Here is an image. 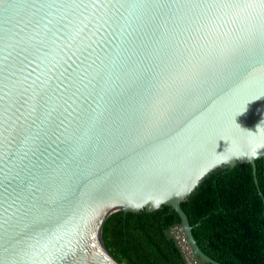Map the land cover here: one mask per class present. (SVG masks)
Segmentation results:
<instances>
[{
	"label": "water",
	"instance_id": "obj_1",
	"mask_svg": "<svg viewBox=\"0 0 264 264\" xmlns=\"http://www.w3.org/2000/svg\"><path fill=\"white\" fill-rule=\"evenodd\" d=\"M264 155V0H0V264H117V210L181 207ZM264 202V198H263Z\"/></svg>",
	"mask_w": 264,
	"mask_h": 264
},
{
	"label": "trees",
	"instance_id": "obj_2",
	"mask_svg": "<svg viewBox=\"0 0 264 264\" xmlns=\"http://www.w3.org/2000/svg\"><path fill=\"white\" fill-rule=\"evenodd\" d=\"M256 178L264 198V155L256 159ZM263 198L252 166L243 163L208 173L181 207L208 256L223 264H264ZM180 222L168 205L117 210L104 219L100 238L117 264H190L170 233Z\"/></svg>",
	"mask_w": 264,
	"mask_h": 264
},
{
	"label": "built area",
	"instance_id": "obj_3",
	"mask_svg": "<svg viewBox=\"0 0 264 264\" xmlns=\"http://www.w3.org/2000/svg\"><path fill=\"white\" fill-rule=\"evenodd\" d=\"M171 235L175 237L177 244L179 245L182 252L189 251V247L186 242V238L180 226H174L171 231ZM184 254V253H183Z\"/></svg>",
	"mask_w": 264,
	"mask_h": 264
},
{
	"label": "rangeland",
	"instance_id": "obj_4",
	"mask_svg": "<svg viewBox=\"0 0 264 264\" xmlns=\"http://www.w3.org/2000/svg\"><path fill=\"white\" fill-rule=\"evenodd\" d=\"M183 253H184V256H185L186 260L188 261V263H190V264H197V261L191 255V250L185 251Z\"/></svg>",
	"mask_w": 264,
	"mask_h": 264
}]
</instances>
